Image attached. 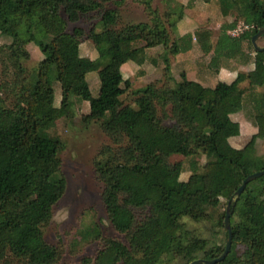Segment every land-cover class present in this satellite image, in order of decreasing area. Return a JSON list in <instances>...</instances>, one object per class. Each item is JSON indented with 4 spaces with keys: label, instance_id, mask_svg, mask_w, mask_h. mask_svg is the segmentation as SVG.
I'll return each mask as SVG.
<instances>
[{
    "label": "trees",
    "instance_id": "1",
    "mask_svg": "<svg viewBox=\"0 0 264 264\" xmlns=\"http://www.w3.org/2000/svg\"><path fill=\"white\" fill-rule=\"evenodd\" d=\"M134 1L146 22L121 24L116 9L107 6L116 5L115 0H0V36L10 40L0 49L5 77L0 80V264H57L58 252L44 241L42 228L65 189L59 160L63 144L48 131L71 116V97L87 103L82 121H98L114 146L102 147L93 167L105 217L122 238H99L100 248L82 264H160L165 256L190 263L194 254L214 259L223 249L206 250L205 241L184 230L180 219H208L219 199L230 202V247L216 264H264V175L235 196L245 177L264 169V154L255 153L256 135L239 149L230 146L226 137L238 135V124L218 123L212 114L264 117V52H254L249 41L264 28V0H200L216 1L224 17L234 13L233 24L226 28L238 21L252 27L238 38L228 37L222 29L214 47L207 30L194 33L204 54L212 51L231 58L240 54L242 40L252 50L250 71L213 87L183 73L177 81L170 75L166 55L178 52L170 34H175L184 7L167 4L159 15L152 7L154 0ZM90 13L99 15L97 30L89 32L95 37L90 62L98 81L95 97L77 66L83 32L77 27L67 31L68 24ZM28 43L35 44L42 56L32 72L22 66L29 57ZM156 47L163 50L159 56L163 83L132 91L134 107L122 104L120 97L129 83L113 61L119 57L141 66L146 50ZM52 84L59 87L56 106ZM164 119L171 125H163ZM199 154L209 157L200 171L194 161ZM171 156L188 160L185 180L180 179L182 164L168 162ZM142 173L148 175L146 184ZM251 184L256 188L249 189ZM223 217L224 212L218 220L222 228ZM237 244L244 247L240 255L235 253Z\"/></svg>",
    "mask_w": 264,
    "mask_h": 264
},
{
    "label": "rangeland",
    "instance_id": "2",
    "mask_svg": "<svg viewBox=\"0 0 264 264\" xmlns=\"http://www.w3.org/2000/svg\"><path fill=\"white\" fill-rule=\"evenodd\" d=\"M169 1V2H167ZM116 5L109 3V8H115L119 22L121 24L146 22L147 18L142 11L140 5L134 0H115ZM181 4L184 9L182 18L177 23L178 32H171L170 40L173 41L178 49L175 55H166L169 62L170 75L176 81L179 75L183 73L187 79L213 86L214 69L220 70L225 68L228 71L235 72L237 62L240 59L239 54H235L231 58H223L209 52L204 54L200 51L194 37L196 31L209 29L211 47L215 46L217 37L221 34L229 36V33L238 25H247L242 21L236 22L231 28H226L233 24L234 13L229 16H222L216 1L211 3H203L200 0H154L152 7L162 15L166 9V5ZM99 15L90 13L88 16L81 17L76 23L68 24L67 31L73 27L82 30L83 36L79 40L77 66L83 73L88 90L92 97L98 92V81L96 74L91 67V60L94 57L93 45L95 37L89 34L90 30H97V22ZM226 30H225V29ZM225 30V31H224ZM243 33V32H242ZM231 37V38H238ZM257 40L258 44L257 45ZM256 45L264 47V38H258ZM10 43L8 38L0 36V49ZM242 49L252 54V50L246 41L240 43V53ZM28 52V59L22 62V66L28 71L35 70L37 63L42 56L37 47L33 43L25 46ZM161 47L146 50L145 62L141 66H135L123 62L117 57L112 66L118 70L122 79H126L129 83V89L120 97L122 104L134 107L131 92L141 89L146 85L159 87L163 83L162 61L159 58L162 53ZM250 57V56H249ZM233 64H227L228 60ZM242 62V61H241ZM225 63V64H223ZM2 67L0 66V80L5 78L1 75ZM6 78H10L11 69L7 68ZM227 77L230 74H226ZM213 83V84H212ZM54 97L53 106L59 102V87L52 84ZM244 92L245 87L241 88ZM71 116L67 119L58 120L55 125L48 131L50 136L58 137L62 144L63 150L59 154L60 171L65 181V189L61 198L52 208L51 218L49 222L43 226L42 234L44 241L54 247L58 252L57 264H82L83 259H90L100 248L99 238L108 237L122 240L110 227L101 202H100V184L94 173V162L100 157L99 150L104 146L113 148L108 138L101 132L98 121L84 122L82 117L88 112L86 102L76 97L70 98ZM213 118L218 123H227L235 121L239 125V133L237 136L226 137V141L233 148L243 147L252 135H256L258 140L255 144V153L264 154V117H250L246 113L228 114L221 111H213ZM231 120H229L230 118ZM108 119L115 123L116 119L108 115ZM163 125H171L169 119L162 121ZM262 125L263 130L258 129ZM208 155L199 154L194 161L197 163L198 171ZM169 163L180 162L182 164L181 180H185L188 175V160L180 156H171ZM142 183L148 182V175L142 173L140 177ZM256 184H251L249 189H255ZM229 203L223 199H219L218 208L209 211V218L204 221L194 222L187 217L180 219V223L184 230L188 231L194 237L204 240L205 249L211 250L215 248H224L226 241V231L218 225L221 213H228V222L230 219ZM227 209V210H226ZM93 230V231H92ZM98 231V236L94 231ZM230 247V246H229ZM244 251L242 245L235 246V253L240 255ZM194 259L199 254H194ZM160 264H188L184 259L177 256L163 257Z\"/></svg>",
    "mask_w": 264,
    "mask_h": 264
},
{
    "label": "water",
    "instance_id": "3",
    "mask_svg": "<svg viewBox=\"0 0 264 264\" xmlns=\"http://www.w3.org/2000/svg\"><path fill=\"white\" fill-rule=\"evenodd\" d=\"M263 35H264V28H260L256 31V33L254 35H252L250 37L249 41H250L251 47H252L254 52H264V47H258L256 45V40ZM262 175H264V169L245 177L243 179V181L241 182L240 186L238 187V189L235 191V196L236 197L239 196V194L243 191V189L247 183L261 177ZM223 229H224V231H226L227 235H226V241L224 244V248H223V251L221 252V254L218 257L211 259V260L196 259V260L191 261L188 264H216V263L222 261L225 258V256L227 255V253L229 251V246H230L228 213L226 211H225L224 217H223Z\"/></svg>",
    "mask_w": 264,
    "mask_h": 264
},
{
    "label": "crops",
    "instance_id": "4",
    "mask_svg": "<svg viewBox=\"0 0 264 264\" xmlns=\"http://www.w3.org/2000/svg\"><path fill=\"white\" fill-rule=\"evenodd\" d=\"M179 23V22H178ZM178 25V24H177ZM205 30H207L208 32H209V29H205ZM176 31L178 32V27H177V29H176ZM210 33V32H209ZM209 39H210V37H209ZM209 43H210V41H209ZM210 44H212V43H210ZM257 45L258 46H260L259 44H258V40H257ZM242 52L243 53H240L239 55H240V59L237 61L238 63H239V65H237V70L235 71V72H233V71H228V70H226L225 68H221L220 70H218L217 71V69H214V77H213V83H214V85L217 83V82H230V81H232L233 79H234V77H235V75L237 74V73H246V72H248V71H250L251 69H252V54H249V53H247V52H245L243 49H242ZM250 56V57H249ZM242 61V62H241ZM223 64H225V63H223ZM227 64L229 65V64H233L232 63V61L229 59L228 61H227ZM226 74H230V76L229 77H227L226 76ZM193 81V80H192ZM195 82V81H194ZM198 83V82H197ZM212 83V84H213ZM201 85V84H200ZM213 85V86H214ZM202 86H204V87H213V86H206V84H202ZM243 87H246V83L244 82V83H242V84H240V88H243ZM238 113H240V112H238ZM242 114L244 113V112H241ZM245 114V113H244ZM228 118H230V117H228ZM229 120H231V118L229 119ZM233 122H235V121H233ZM236 123V122H235ZM239 126V125H238ZM237 149H239V148H237Z\"/></svg>",
    "mask_w": 264,
    "mask_h": 264
},
{
    "label": "built area",
    "instance_id": "5",
    "mask_svg": "<svg viewBox=\"0 0 264 264\" xmlns=\"http://www.w3.org/2000/svg\"><path fill=\"white\" fill-rule=\"evenodd\" d=\"M252 27L250 25H238L236 26L230 33L229 36L231 37H237L239 34H241L243 31H247L251 29Z\"/></svg>",
    "mask_w": 264,
    "mask_h": 264
}]
</instances>
